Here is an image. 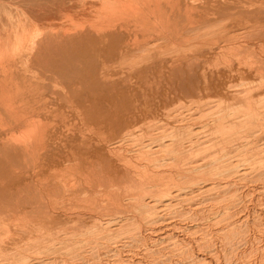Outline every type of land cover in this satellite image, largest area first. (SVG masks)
<instances>
[{"label": "bare ground", "instance_id": "obj_1", "mask_svg": "<svg viewBox=\"0 0 264 264\" xmlns=\"http://www.w3.org/2000/svg\"><path fill=\"white\" fill-rule=\"evenodd\" d=\"M0 264H264V0H0Z\"/></svg>", "mask_w": 264, "mask_h": 264}]
</instances>
